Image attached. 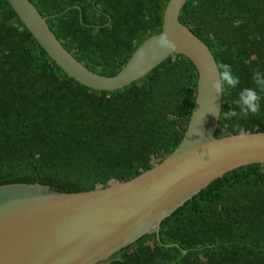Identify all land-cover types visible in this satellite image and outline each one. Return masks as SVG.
Listing matches in <instances>:
<instances>
[{"label": "trees", "instance_id": "trees-1", "mask_svg": "<svg viewBox=\"0 0 264 264\" xmlns=\"http://www.w3.org/2000/svg\"><path fill=\"white\" fill-rule=\"evenodd\" d=\"M30 1L63 46L105 76L118 74L162 31L169 2ZM180 21L241 80L223 92L217 137L264 132V99L259 115H224L239 91L253 86L252 70L264 71V0H188ZM197 88V69L182 55L122 89L85 86L0 0V185L38 182L81 192L133 179L182 142ZM99 264H264V165L217 179L163 221L160 241L150 232Z\"/></svg>", "mask_w": 264, "mask_h": 264}, {"label": "water", "instance_id": "water-1", "mask_svg": "<svg viewBox=\"0 0 264 264\" xmlns=\"http://www.w3.org/2000/svg\"><path fill=\"white\" fill-rule=\"evenodd\" d=\"M20 20L70 77L114 91L182 55L195 65L198 88L179 146L162 162L128 181L64 192L42 183L0 185V264H99L150 232L160 241L163 221L224 175L264 165V132L217 137L223 93L216 94L218 62L210 47L180 21L188 0H169L162 31L144 41L115 76L77 60L30 0H8ZM167 39L174 47H162ZM183 254H187L183 250Z\"/></svg>", "mask_w": 264, "mask_h": 264}, {"label": "clouds", "instance_id": "clouds-1", "mask_svg": "<svg viewBox=\"0 0 264 264\" xmlns=\"http://www.w3.org/2000/svg\"><path fill=\"white\" fill-rule=\"evenodd\" d=\"M162 47H174L165 38L160 41ZM220 78L214 80L212 88L216 94L223 93L228 89H236L240 83V77L233 72L231 65L221 63L218 65ZM252 87H244L238 93V98L235 100L236 107L231 108L224 113L228 119L236 118L247 119L251 115H259L261 111V101L264 99L261 93H264V71L259 67L252 70ZM237 129L240 125H235ZM241 138L243 139V131L241 130Z\"/></svg>", "mask_w": 264, "mask_h": 264}]
</instances>
